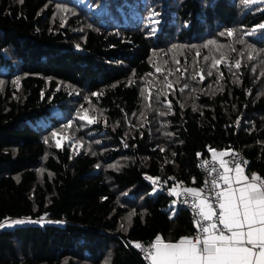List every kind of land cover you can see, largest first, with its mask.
Wrapping results in <instances>:
<instances>
[{"label": "trees", "instance_id": "16d2710c", "mask_svg": "<svg viewBox=\"0 0 264 264\" xmlns=\"http://www.w3.org/2000/svg\"><path fill=\"white\" fill-rule=\"evenodd\" d=\"M261 25L260 0H0V224L42 222L0 228V264H143L123 242L192 229L154 187L201 184L197 152L263 176Z\"/></svg>", "mask_w": 264, "mask_h": 264}, {"label": "snow or ice", "instance_id": "6c2138e0", "mask_svg": "<svg viewBox=\"0 0 264 264\" xmlns=\"http://www.w3.org/2000/svg\"><path fill=\"white\" fill-rule=\"evenodd\" d=\"M241 2L248 3L250 0ZM259 27L264 28V25ZM227 35L231 36L233 32L229 30ZM221 62L223 57L214 60L213 67ZM235 67H239V62ZM176 71L180 69L177 68ZM207 75L211 76L212 71L209 70ZM192 78L196 79V76ZM203 78L201 75V81ZM184 88H188L187 83L180 90L183 91ZM92 122L89 120V123ZM55 135L56 133H53V136ZM210 151L214 157L231 155L227 151L221 153H216L214 149ZM209 163L208 160L204 161L205 166ZM247 163L220 160L223 172L211 168L209 175L216 172L214 179L205 180L204 186L199 189H183L185 202L190 203L195 209L193 226L197 228V234L194 237H181L177 242H165L162 236L157 235L155 241L151 242V250L147 251L145 259L150 260L151 264H264V177L257 173H252L250 177L245 175L244 168ZM227 165L232 166L226 167ZM230 172H234L235 175L230 176ZM220 181L226 187L222 191H214L220 186ZM153 182L155 183V180ZM170 194H177L176 189L173 188ZM27 222L36 221H11L12 224ZM5 226L0 224V228ZM135 247L142 248L139 243H136Z\"/></svg>", "mask_w": 264, "mask_h": 264}, {"label": "built area", "instance_id": "2783aa9c", "mask_svg": "<svg viewBox=\"0 0 264 264\" xmlns=\"http://www.w3.org/2000/svg\"><path fill=\"white\" fill-rule=\"evenodd\" d=\"M230 153H231V155H229L227 158L228 161H231L233 163H243L244 161L248 162L247 158L241 152L232 150ZM205 160H208L210 162L208 166L204 165ZM195 164H196V169L201 176L200 188H202L204 186L205 180L211 181L212 179H214L216 177V172H212L211 175H209V170L211 168H215L218 171L222 172V168L220 167V163L218 161H216V160H214L208 156H205L201 152H197ZM231 166L232 165H227V167H231ZM261 177H264V175ZM220 183H221V181H220ZM209 189L211 190V184H209ZM214 191H220V186L218 188H216ZM206 194H207V191H206ZM176 200H177L178 206L187 212V214L189 216L190 223L193 226L195 209H193L191 207L190 203L185 202V195L183 194V192L180 195H178ZM213 203H215V201H213ZM217 214H218V209H217ZM207 223H209V222H205V224H207ZM220 227H222V226H220ZM194 228L196 229V232H197V228L196 227H194ZM227 234L228 233H226V235ZM136 243H139L144 250H142V248L135 247ZM150 244H151L150 242H135V243H131V244L130 243L127 244V243L123 242L124 247H128V245H129V246H132L136 249L139 256L141 257L143 264H151L150 260L145 259L147 251L151 250Z\"/></svg>", "mask_w": 264, "mask_h": 264}, {"label": "crops", "instance_id": "0c3cea01", "mask_svg": "<svg viewBox=\"0 0 264 264\" xmlns=\"http://www.w3.org/2000/svg\"><path fill=\"white\" fill-rule=\"evenodd\" d=\"M210 149H213V148H210ZM214 150L216 151V153H221V152H225V151H227V152H231L232 151L231 149L226 150L225 148L222 149V150H220V149H214ZM228 156L229 155H224L223 157H220V156L214 157L213 156V152H211L210 150H209V154H208V157H210V158L218 161L219 163H220V160H227ZM223 170L224 169L222 168V172H223ZM252 173H257V172L252 171L249 168V163H248L247 166L244 168V174L245 175H248L250 177V175ZM229 175L230 176H233V175H235V173L234 172H230ZM193 181H195V182H193ZM155 184H156V181H155ZM200 185H201L200 182L198 180L193 179V178L190 179L189 180V183H187V184H182L180 182H175L172 185H166V184L163 185L162 183L159 182L154 187V189L155 188H158V191H154V194L156 195L157 193L160 192V193L166 194V195H168V196H170L172 198L171 202L169 203V208H170V212H171L170 213V217L171 218H174L175 215L177 214V212L179 211V206H178L177 200H176L177 197H178V195H180L182 193V190L185 189V188L199 189L200 188ZM233 186L235 187L236 185H233ZM225 187L226 186L221 181V183H220V191H222ZM173 188H175L176 191H177V194H175V195L174 194H170L171 193V190ZM195 234H197L196 229L192 226V229L187 234L181 235L180 237H178L175 240H165V239L164 240H165V242H177L181 237H194ZM154 241H155V239L152 242H154Z\"/></svg>", "mask_w": 264, "mask_h": 264}, {"label": "rangeland", "instance_id": "374dc122", "mask_svg": "<svg viewBox=\"0 0 264 264\" xmlns=\"http://www.w3.org/2000/svg\"><path fill=\"white\" fill-rule=\"evenodd\" d=\"M89 114L92 115L93 117H96V119L95 118H91L90 116H88L86 114H83L82 117H81V120H83V122L79 123L81 128L88 127L89 125H94V123H98V119L97 118L99 117V114L98 113L95 114L94 112H91V111L89 112ZM89 120H92L93 122L89 123ZM74 124L76 125V122H74ZM89 130H91V129H89ZM86 133H89V131L86 132ZM77 140H79V139H77ZM69 141H71V140H69ZM154 191H158V188H155ZM11 221H15V220L10 219V220H7V221L3 222L2 224L6 225L3 228H11V227H13L15 225H20V224H12ZM26 221H28V220H26ZM43 221L47 222L48 220H47V218L46 219L44 218ZM27 223H39V224H42V222H27ZM23 224H26V223H23Z\"/></svg>", "mask_w": 264, "mask_h": 264}, {"label": "water", "instance_id": "95a60500", "mask_svg": "<svg viewBox=\"0 0 264 264\" xmlns=\"http://www.w3.org/2000/svg\"><path fill=\"white\" fill-rule=\"evenodd\" d=\"M225 149H226V150H229V149H231V148H230L229 146H226Z\"/></svg>", "mask_w": 264, "mask_h": 264}, {"label": "bare ground", "instance_id": "6f19581e", "mask_svg": "<svg viewBox=\"0 0 264 264\" xmlns=\"http://www.w3.org/2000/svg\"><path fill=\"white\" fill-rule=\"evenodd\" d=\"M196 235V234H195ZM129 246V245H128Z\"/></svg>", "mask_w": 264, "mask_h": 264}]
</instances>
